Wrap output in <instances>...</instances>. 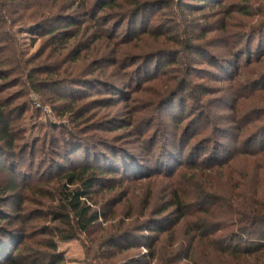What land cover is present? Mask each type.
Returning <instances> with one entry per match:
<instances>
[{
  "label": "trees",
  "instance_id": "1",
  "mask_svg": "<svg viewBox=\"0 0 264 264\" xmlns=\"http://www.w3.org/2000/svg\"><path fill=\"white\" fill-rule=\"evenodd\" d=\"M252 1L0 0V264H65L55 237L93 243L100 231L96 246L109 264L141 245L148 252L128 264L161 263L162 242L167 264H202L209 252L227 264H264V98L258 114L220 124L163 111L181 100L190 68L232 92V113L242 97L264 95V9L254 14ZM153 10L161 12L149 17ZM25 31L31 47L41 40L34 53L23 48ZM30 93L70 127L49 121L32 136ZM203 129L219 139L198 140ZM36 164L46 178L33 180L27 169ZM36 187L49 209L25 197ZM131 187L139 194L125 192Z\"/></svg>",
  "mask_w": 264,
  "mask_h": 264
},
{
  "label": "rangeland",
  "instance_id": "2",
  "mask_svg": "<svg viewBox=\"0 0 264 264\" xmlns=\"http://www.w3.org/2000/svg\"><path fill=\"white\" fill-rule=\"evenodd\" d=\"M232 1H236V3L240 2V0H229V2H232ZM251 7H252V12H254V14L258 13L259 11L264 9V0H253L251 3ZM46 9L47 8H45V10ZM159 12H161V11H158V13H157V10H153V12L149 15V17H152V16L157 17L159 15ZM220 17H221V15L212 19V22L216 21ZM162 18H163V16H162ZM255 18H257V17H255ZM251 20H253L252 17L249 18V21H251ZM203 22H204V20H201V23H203ZM221 23H222L221 21L217 22V25H220ZM231 31L238 33L239 29L237 28V25H233L231 27ZM218 35H224V38L222 40H224L225 42H229V41L234 40V38L229 37V36L222 34V33H218ZM236 36L237 35H234V37H236ZM31 37H33V36L31 34H29L28 31H25L22 35V40H23L22 44H23V48L25 49V51H29V52L34 53L39 49L40 44H41V40H39L36 44H34L31 47V45H30V44H32ZM27 44L29 46L28 48L25 47V45H27ZM224 44L225 43L218 41L215 43V46L212 45V46H214L212 50L218 51L219 48L221 46H223ZM208 46H209V44H208ZM49 51H50V49H48L47 52H49ZM201 66H200L201 68L211 70L210 68L204 67L205 65H201ZM187 72L190 73V76H189V80H190L189 82L190 83H189V87L187 89H183L181 91V93L178 95L179 97H181V100L176 101L178 98H176V99L172 98V100L170 101V99H169V101L167 102V104L164 107V110H163L164 113L169 114V116L178 112L180 114L187 116L188 117V118H186L187 121L188 120L191 121L192 118H194V117H196L202 113H205V115L207 117H204L202 121H204L205 123L211 122V121L212 122L216 121L217 124H220L221 123L220 117H225V118H227L229 116L240 117V115L247 114V113L250 117H252L253 115L258 114L259 111L261 110V108L258 110L257 104H258V102H261L260 100H262L264 98V95L259 94L260 97L258 99H254V98H252V94H251V95H248L246 97H242V99H241V101L237 107V112L232 113V111L230 110L231 102L228 105L226 102L229 101V99H228L229 95L233 97V94L231 91H229L227 93L224 90H222L221 89L222 85L220 84V81L215 80L212 73L210 74L207 71H204V70L201 71V70H197L194 68L188 69ZM212 72H214V69L212 70ZM218 72H219V70L215 69V73H218ZM174 73H176V72H174ZM222 74H223V72L220 71L219 76H221ZM249 75L250 74L248 73V69L242 70L241 76H240V82H239V84H236V85H240V84L244 83L245 78H247ZM178 76H179V74H178ZM177 81L178 80H176L175 82H177ZM236 82H238V81H236ZM152 83H148L149 85L147 87L148 91L150 90V92L152 90H154L156 87ZM172 85H174V83ZM225 85H227V84H225ZM246 86H247V84L244 83L242 85V88H245ZM225 89H227V87ZM244 90L245 89L242 90L244 92V94H245V92H248V91H244ZM207 91H210L211 94L210 95L206 94L205 92H207ZM163 92H161V93H163ZM249 92H250V89H249ZM145 94H146L145 100H148V98L150 96L148 93H145ZM31 97H33L35 99L34 101L30 102L31 103V109L34 112H37L35 117L33 119H30V122H29L30 124L28 126L29 133L32 136H34V137L40 136L41 137L42 133L45 131L43 124H45L49 121L58 122L59 124H66V123L68 124V120L66 117L67 115L66 116L59 115L57 112H55L52 109V106L50 104H47L45 102L44 98L43 99L38 98V96H35L33 93H30V98ZM250 98H252V99H250ZM183 99H186V100L183 101V103H182L181 101ZM150 101L152 102L153 100H150ZM124 106L125 105H123L121 107L123 108ZM108 110H110V109H108ZM28 115L30 116V113H28ZM248 115H246V116H248ZM242 121H244V120H242ZM244 122H246V121H244ZM68 126L70 127L69 124H68ZM201 128L202 127L196 128L194 126V128L192 130H197V129L201 130ZM118 132H120V131H118ZM206 134H208V137H206V139L202 140V142L205 141V143L207 145H210L211 143L214 144L215 140L219 139L217 134H213V133H211V131L203 129V132H201L197 135L198 140H201L203 138V136ZM241 138H243V137H241ZM120 144H123V141L120 142ZM211 146H213V145H211ZM130 147H132V145H130ZM209 148L210 147H207V149H205L204 151H203V149H201L198 156L199 155L204 156V154H206L208 152ZM37 157L42 158L43 157L42 153L39 152ZM27 160H28V158H27ZM37 163H38V161H37ZM261 164H262V166H264L263 160L261 161ZM30 165L32 166V163H30ZM240 165H241L240 162H237L236 170L238 169V167H240ZM34 168L35 169H33V167H29L27 169L28 171H31L33 173V175H34L33 180H37L38 178H41V177L46 178L45 175L42 174V171L40 173V167L38 166V164H36ZM229 170L231 171L232 169L230 168ZM234 173H235V175H237L239 172L235 171ZM40 191L44 192V189L39 190V188L36 187V188L31 189V190L25 191L23 193H24L26 198H29L31 200V202H33V204L31 203L32 208H35L36 204H39L37 206H39L40 208H43L45 210L49 209V206L46 203L45 199H42L41 197L36 195L37 193H40ZM116 191H117V189L115 191H112L111 194H115ZM126 191H127V193L130 194V196L139 194L138 188H135V187L127 188V189H125V192ZM103 196H105L104 191L101 192V198L100 199L104 198ZM125 205H127V202H126V200H123L122 209L119 210V213L117 214V218L120 217L121 215L126 214V213H123ZM110 208H111V206L107 207V211L110 210ZM138 212H139V207L136 209L135 213L137 214ZM112 220H114V219H112ZM42 221H43L42 219H38V222H42ZM114 222L115 221H113L111 223H114ZM139 222H141V221H139ZM139 222H138V224H139ZM104 225H106V223ZM37 232H39V229L36 230L34 233H37ZM106 235H107L106 231H104V232L100 231L98 234H96V240L94 239L93 243L90 241V239H91L90 236L85 237L81 234H79L76 239L63 241L60 238L55 237V240L57 242L58 252L63 255L65 264H104V263L109 264L110 261H107L105 258H103V255L100 253V251L97 249V246H96V244L102 243L104 241V238L101 239V236H106ZM37 238L39 239V238H41V236H37ZM164 245L165 244H163V242H162L159 245V247L157 248L158 249L157 257L159 259V262H161V263H158L156 260H154L150 264H167V263H170L171 261H173V256H172L171 252H169L168 249H165ZM147 252L148 251L144 247V245H141V247L138 249L131 250L127 253H124L121 256H116L112 262H114L116 264H128L132 258L139 257L142 253H147ZM262 254H263V252L259 253L258 255H255L254 259H252V260L257 261V260L261 259V256H263ZM125 259H127V261H125ZM245 259H248V258H246V256H241L239 258L240 261H242V260L244 261ZM263 259H264V256L262 257V260ZM224 261L227 262V260H224ZM225 262L219 260L218 257L211 255V253L209 252V253H207V256L205 257V261L202 264H227ZM185 263H187V261H183L181 264H185ZM248 263L251 264L250 259H249Z\"/></svg>",
  "mask_w": 264,
  "mask_h": 264
}]
</instances>
